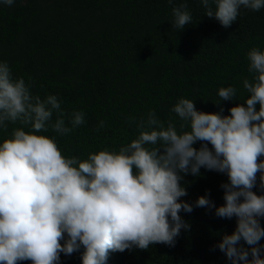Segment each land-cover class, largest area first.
Masks as SVG:
<instances>
[{
	"label": "clouds",
	"instance_id": "1",
	"mask_svg": "<svg viewBox=\"0 0 264 264\" xmlns=\"http://www.w3.org/2000/svg\"><path fill=\"white\" fill-rule=\"evenodd\" d=\"M199 2L204 16L224 28L236 21L241 6L264 8V0ZM3 3L11 6L14 0ZM172 15L175 30L191 23L186 2L174 6ZM246 55L251 80L242 81L248 93L243 103L237 102L235 87L218 89L217 104L236 102L229 115L221 114L223 108L198 111L193 100L181 97L171 109L181 121L179 131L172 120L165 123L149 110L126 120L138 130L135 139L118 151L104 149L84 159L66 157L54 137L38 134L51 129L65 136L85 123L84 112L66 113L55 95H34L0 60V132H7L9 123L20 125L0 143V264H59L61 253L81 247L82 264H106L110 251L174 247L181 230H190L179 213L193 211L181 200L187 195L183 175L199 176L201 168L226 174L228 182L221 184L223 205L199 196L195 206L236 218L234 231L222 235L216 247L231 264H264L259 219L264 194L252 191L257 174L264 190V50L252 47Z\"/></svg>",
	"mask_w": 264,
	"mask_h": 264
},
{
	"label": "trees",
	"instance_id": "2",
	"mask_svg": "<svg viewBox=\"0 0 264 264\" xmlns=\"http://www.w3.org/2000/svg\"><path fill=\"white\" fill-rule=\"evenodd\" d=\"M180 2L187 3L192 20L175 30L172 8ZM239 13L224 28L204 16L199 0H14L11 6L0 0V60L14 78L31 85L34 95H55L66 113L84 112L85 123L65 136L51 129L38 133L54 137L66 157L84 159L104 149L118 151L135 139L138 130L126 120L149 110L165 123L172 120L179 131L181 121L171 109L181 97L193 100L198 111L223 108L221 114L229 115L236 102H216L219 88L233 86L243 103L248 93L242 81L251 80L246 54L252 47L264 50V8L241 6ZM100 121L105 124L97 130ZM19 126L9 123L0 143ZM227 182L226 174L204 168L199 176L183 175L187 195L181 200L193 211L179 215L190 230H181L174 247L110 251L106 264H231L216 245L234 231L236 218H219L214 208L195 206L199 196L223 205L221 184ZM252 191L264 194L259 174ZM259 219L264 227V218ZM82 252L81 247L71 255L61 253L59 264H82Z\"/></svg>",
	"mask_w": 264,
	"mask_h": 264
}]
</instances>
